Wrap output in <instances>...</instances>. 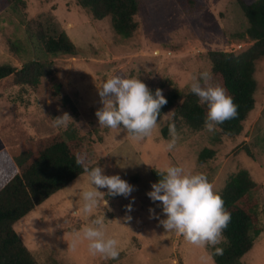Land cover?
<instances>
[{"label":"rangeland","instance_id":"1","mask_svg":"<svg viewBox=\"0 0 264 264\" xmlns=\"http://www.w3.org/2000/svg\"><path fill=\"white\" fill-rule=\"evenodd\" d=\"M24 1L28 18L54 10L79 55L54 60L53 73L36 90L8 87L6 80L0 83V151L7 131L19 128L37 138L33 117L40 115L39 122L47 116L64 137L80 143L94 167L103 168L105 175H119L134 189L128 197L105 195L86 217L80 193L90 186L82 175L20 221L16 229L39 264H215L209 246L197 247L175 232L167 233L150 213L154 209L156 216L166 218L160 202L154 203L147 195L157 183L152 170L165 166L205 174L217 193L231 174L247 169L262 185L256 197L260 224L264 225V61L257 64L256 108L237 138L224 137L218 129L195 132L177 116L191 93L192 77L210 73L208 52L239 53L247 48L232 36L248 27L237 0H196L204 10L192 14L175 0H142L136 17L138 30L129 39L117 36L109 19L95 21L76 0ZM33 58L18 17L11 14L6 0H0V65L21 69ZM116 75L141 79L153 95L160 89L168 100L161 109L158 128L143 141L130 139L123 129L99 126L95 113L103 105L97 87ZM210 82L217 83L215 79ZM65 113L73 121L66 127L57 126L54 119ZM170 122L175 123L179 139L172 151H166L164 142L170 136L164 138L162 131ZM204 149L214 150L215 155L199 164ZM100 191L107 193V189ZM97 216H105L106 236L119 242L117 259L93 255L87 241L70 247L73 234ZM242 261L264 264V235Z\"/></svg>","mask_w":264,"mask_h":264},{"label":"trees","instance_id":"2","mask_svg":"<svg viewBox=\"0 0 264 264\" xmlns=\"http://www.w3.org/2000/svg\"><path fill=\"white\" fill-rule=\"evenodd\" d=\"M175 1L183 6L187 14L204 10L196 0ZM76 2L95 21L109 19L113 31L119 37L129 39L138 30L136 17L141 12L142 0ZM237 3L248 27L244 33L232 36L243 41L247 48L239 53L208 52L211 81H217L213 85L225 88L238 106L236 118L216 127L222 136L232 139L243 133L245 122L256 108L257 64L264 61V0H256L250 4L245 0H237ZM6 4L24 28L34 58L24 63L21 69L9 64L0 65V83L6 80L8 87L21 86L36 90L42 79L53 73L54 60L76 57L79 49L69 38L54 10L28 18L24 0H6ZM11 47L17 50L15 44H11ZM207 111V105L201 104L196 95L189 93L179 107L177 116L191 130L200 132L205 129ZM39 117L40 115H35L32 120L37 138L31 137L26 131L21 132L19 128H12L2 137L0 264H39L16 225L53 195L84 175L83 167L76 163L77 155L84 156L86 165L94 168L90 156L73 139V134V138L68 140L47 116L46 119L43 118L44 121L38 122ZM170 123L162 131L164 138L168 137ZM214 155V150L204 149L199 155V164H205ZM152 175L158 182L160 177L156 169L152 170ZM261 189L262 185L244 168L231 174L223 189L218 192L224 200L226 210L231 213V222L223 233L224 239L216 245L223 248V255H215V248L209 246L215 264H244V256L254 248L257 238L264 235V225L260 224V204L256 197Z\"/></svg>","mask_w":264,"mask_h":264},{"label":"clouds","instance_id":"3","mask_svg":"<svg viewBox=\"0 0 264 264\" xmlns=\"http://www.w3.org/2000/svg\"><path fill=\"white\" fill-rule=\"evenodd\" d=\"M211 80L210 73L202 72L199 77H192L190 85L191 93L199 98L201 104L207 105L204 127L208 132L215 131L218 125L238 115V106L233 98L225 88L213 85ZM97 88L103 105L95 113L100 128L123 129L130 139L137 142L152 136L158 128L161 109L168 103L162 90L157 89L153 95L141 79L119 75L107 78ZM69 121L73 119L67 113L54 119L57 126L66 127ZM168 127L170 139L164 142L165 150L172 151L179 136L174 123H170ZM76 163L83 167V174L90 186L80 193L81 211L86 217L93 214L105 195L128 197L134 190L119 175H105L104 169L99 166L89 168L84 156L77 155ZM157 174L160 179L151 185L152 191L147 195L154 203L160 202L162 215L166 218L160 219L155 215L154 209H149L153 218L159 220V225L167 233L175 232L183 236L187 243L197 247L212 246L215 248V255L222 256L223 248L216 245L224 239L223 233L231 222V213L226 210L224 200L214 191L207 176L203 173L193 174L183 166H165L157 170ZM100 189H107V193ZM131 210L129 205L128 211ZM126 219L130 220L131 217ZM73 237L70 245L72 248L87 241L88 249L93 255L100 254L106 259H117L119 256L118 240L106 236L105 216L92 219L75 232Z\"/></svg>","mask_w":264,"mask_h":264}]
</instances>
